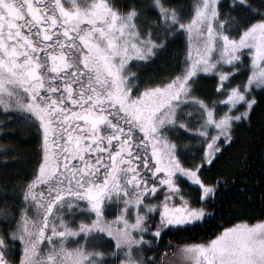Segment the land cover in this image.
Listing matches in <instances>:
<instances>
[{
	"label": "snow or ice",
	"instance_id": "1",
	"mask_svg": "<svg viewBox=\"0 0 264 264\" xmlns=\"http://www.w3.org/2000/svg\"><path fill=\"white\" fill-rule=\"evenodd\" d=\"M180 38L177 69L144 75ZM258 92L264 0H0V135L39 140L29 178L0 186V264H264V213L165 239L222 207L237 173H205Z\"/></svg>",
	"mask_w": 264,
	"mask_h": 264
},
{
	"label": "trees",
	"instance_id": "2",
	"mask_svg": "<svg viewBox=\"0 0 264 264\" xmlns=\"http://www.w3.org/2000/svg\"><path fill=\"white\" fill-rule=\"evenodd\" d=\"M120 2L124 3L126 0H120ZM170 43V45L179 46L180 39ZM172 47L168 46V52L164 53L159 61V73L166 71L162 74L163 76L173 73L179 64L174 57L170 56ZM209 85L212 86L213 81L210 80ZM203 89L204 87L200 88L199 93L209 99L211 96L205 94ZM257 98L259 102L254 107L251 123L245 122L239 125L235 133V142L230 147H224L219 160L205 173L208 177L217 173L224 175L237 173L234 184L232 176H228L229 183L233 184V187L225 196L222 207L216 208L215 216L209 218L202 227L192 233L183 234L185 239H178L177 235L171 233L165 239L178 243L200 241L219 231L222 224L227 226L235 222L239 218L237 210L257 215L264 213V94L258 92ZM24 145L18 151L22 159L31 154L29 148ZM243 153H247L245 161H241ZM240 162L244 164L242 168L239 167ZM23 170L24 167L18 165L17 168L15 167V173H22ZM240 188L245 190L240 191ZM209 207L215 206L209 205Z\"/></svg>",
	"mask_w": 264,
	"mask_h": 264
},
{
	"label": "flooded vegetation",
	"instance_id": "3",
	"mask_svg": "<svg viewBox=\"0 0 264 264\" xmlns=\"http://www.w3.org/2000/svg\"><path fill=\"white\" fill-rule=\"evenodd\" d=\"M147 68L144 69L143 68V74L144 75H152L155 74L157 76H159V63L157 59H154L152 62V68L151 70L149 69V66H146ZM25 126V130L27 129L26 125ZM29 131L32 132H26V135L28 137H31L32 135L37 136V133L35 131V129H28ZM34 131V132H33ZM14 133L12 132V134L10 136H3L0 135V143H8L9 141H11V143L16 147V151H10L9 152V156L10 157H14V159H9L7 162H5L3 159H0V186H2L5 177L8 178H12L15 179L16 178V173H15V167L16 164L18 166L24 167V170L22 173L20 174V177H22L23 179H27L29 178V173L31 171V169L34 166V162L36 160L37 154H38V145H39V140L38 137L32 139V140H27L26 143H24V146H27V148H29L31 154L29 153L28 157H26L25 159L20 158L19 157V149H22V145H17L16 141H15V137H14Z\"/></svg>",
	"mask_w": 264,
	"mask_h": 264
},
{
	"label": "rangeland",
	"instance_id": "4",
	"mask_svg": "<svg viewBox=\"0 0 264 264\" xmlns=\"http://www.w3.org/2000/svg\"><path fill=\"white\" fill-rule=\"evenodd\" d=\"M225 2H226V0H225ZM178 3H182L185 6H187L188 4H190V0H180V1H178ZM170 44H169V46H171V47L174 45V44L173 45H170ZM183 51H184V41H183V38H180L179 46H175L174 45V47H172V50L170 51V56L174 57V60H176L177 62H180L182 60V58H183ZM166 52H168V48H167V50L164 53H166ZM162 56L163 55H161L158 58H156L158 60V63H159L160 59H162ZM147 66H149V69L151 70L152 63L148 64ZM146 68L147 67H144V69H146ZM165 72L166 71H164L163 73H160L159 76H163L162 74H164ZM242 72H243V70H242ZM164 76H166V75H164ZM245 78H246V73H243L242 75H237L235 77V81H242ZM210 80L213 81V85H214V80L212 79V74L202 73L200 75V78H199L198 84H197V94L201 95L199 93V89L204 87L203 90H204L205 94L211 96L209 99H215L217 97H216V94L214 92L213 85L212 86L209 85ZM202 97L206 98L205 96H202ZM220 99H222V97H220ZM24 128H25L24 125H18V126L14 127V131L13 132H15L14 133V137H15V141H16L17 145H24V143H26L27 140H29V139L32 140V139L37 137L36 134L32 135L31 137H28L26 135V132H32V131H29L28 127H27L26 130ZM16 168H17V164H16ZM17 175L20 176V174L18 172H16L15 176L17 177ZM192 193H193V195H196V191L194 189H192ZM172 242L173 243H178V242H175V241H172ZM190 242H198V241H190Z\"/></svg>",
	"mask_w": 264,
	"mask_h": 264
}]
</instances>
